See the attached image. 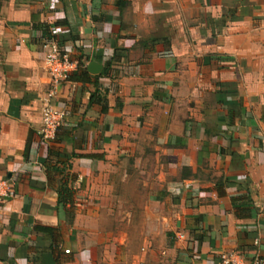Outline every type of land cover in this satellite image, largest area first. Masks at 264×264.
Returning a JSON list of instances; mask_svg holds the SVG:
<instances>
[{"label": "crops", "instance_id": "obj_1", "mask_svg": "<svg viewBox=\"0 0 264 264\" xmlns=\"http://www.w3.org/2000/svg\"><path fill=\"white\" fill-rule=\"evenodd\" d=\"M51 26L87 74L45 142ZM1 180L0 264H264V0H11Z\"/></svg>", "mask_w": 264, "mask_h": 264}, {"label": "built area", "instance_id": "obj_2", "mask_svg": "<svg viewBox=\"0 0 264 264\" xmlns=\"http://www.w3.org/2000/svg\"><path fill=\"white\" fill-rule=\"evenodd\" d=\"M50 39L45 42V68L49 78L50 91L48 98H46L45 106L42 109V131L41 137L45 142L52 141L57 132L62 128L65 119V112L63 109L49 103V99L57 98L61 86L68 81V79L75 74L79 67V61L71 56V54L60 47L57 38V28L51 26L48 28ZM12 195V188L8 181H0V217L3 211V204L6 199ZM178 239H183V235L178 234ZM66 254L69 251H65ZM220 264H246L241 257L235 253L230 252L221 254ZM253 264H260L255 261Z\"/></svg>", "mask_w": 264, "mask_h": 264}, {"label": "trees", "instance_id": "obj_3", "mask_svg": "<svg viewBox=\"0 0 264 264\" xmlns=\"http://www.w3.org/2000/svg\"><path fill=\"white\" fill-rule=\"evenodd\" d=\"M87 73L85 71H80L79 72V69H78V72H76L75 74H73L68 80H81L83 76H85ZM82 76V77H81ZM61 130V129H60ZM60 130L57 132L55 138L50 141V142H53V141H56L57 138H58V134L60 132ZM71 200V194L70 192L66 189V188H61L60 191H59V202L60 203H66L68 201ZM39 231H44V232H48L49 230L47 229H38Z\"/></svg>", "mask_w": 264, "mask_h": 264}, {"label": "water", "instance_id": "obj_4", "mask_svg": "<svg viewBox=\"0 0 264 264\" xmlns=\"http://www.w3.org/2000/svg\"><path fill=\"white\" fill-rule=\"evenodd\" d=\"M100 70H101V66L98 65V64H94V63H92V64H90L89 67H88V71H89L90 73H92V74H97V73L100 72Z\"/></svg>", "mask_w": 264, "mask_h": 264}, {"label": "rangeland", "instance_id": "obj_5", "mask_svg": "<svg viewBox=\"0 0 264 264\" xmlns=\"http://www.w3.org/2000/svg\"><path fill=\"white\" fill-rule=\"evenodd\" d=\"M11 0H0V12L2 11V9L4 7H6L8 5V3L10 2Z\"/></svg>", "mask_w": 264, "mask_h": 264}]
</instances>
